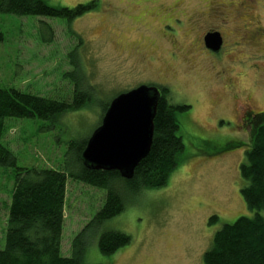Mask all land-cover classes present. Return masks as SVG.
<instances>
[{
  "label": "rangeland",
  "instance_id": "rangeland-1",
  "mask_svg": "<svg viewBox=\"0 0 264 264\" xmlns=\"http://www.w3.org/2000/svg\"><path fill=\"white\" fill-rule=\"evenodd\" d=\"M54 8L85 6L68 21L0 14V89L72 100L75 78L90 104L56 121L7 119L3 144L19 169H61L101 125L106 106L141 85L170 91L184 151L167 186L126 198L125 210L87 233L82 264H204L214 235L226 223L252 217L241 197L240 175L250 141L248 112L264 113V0H45ZM225 39L211 55L209 31ZM78 62L79 71L71 64ZM76 80V81H78ZM237 141L240 148L222 152ZM0 167V249L6 245L15 178ZM106 192L68 180L63 257L102 208ZM218 221L209 224L210 218ZM105 232L130 237L129 245L103 257ZM90 242V243H89Z\"/></svg>",
  "mask_w": 264,
  "mask_h": 264
},
{
  "label": "trees",
  "instance_id": "trees-1",
  "mask_svg": "<svg viewBox=\"0 0 264 264\" xmlns=\"http://www.w3.org/2000/svg\"><path fill=\"white\" fill-rule=\"evenodd\" d=\"M85 9V6L54 8L45 0H0V14L19 17L72 21ZM71 64L79 71L78 62ZM76 80L69 101L43 98L15 88L0 89V167L15 169L6 245L4 250L0 249V264H82L88 246L83 243L86 234L93 238L106 221L119 216L125 210L126 198L138 197L143 190L167 186L178 166V156L185 146L176 113L186 112L190 107L171 105L170 91L160 87L163 93L154 119L153 143L132 179L121 178L117 171L87 169L81 156L88 140L76 148L72 158L68 152L76 145H70L66 153L69 163L61 164V169L16 168V157L3 144L5 121L11 118L56 121L65 113L86 107L91 96ZM248 125L250 141L242 144L247 151L240 166L241 178L246 183L241 197L253 216L224 224L214 235L211 249L203 255L204 264H264V113L254 115ZM238 144L237 141L227 144L221 153L240 148ZM69 179L104 190L106 195L102 208L74 238L73 256L67 258L61 253V243ZM217 221L218 217L213 216L209 224ZM130 242L126 234L105 232L99 237L98 250L103 257H111Z\"/></svg>",
  "mask_w": 264,
  "mask_h": 264
},
{
  "label": "water",
  "instance_id": "water-1",
  "mask_svg": "<svg viewBox=\"0 0 264 264\" xmlns=\"http://www.w3.org/2000/svg\"><path fill=\"white\" fill-rule=\"evenodd\" d=\"M204 42L214 53L223 45L219 32L207 34ZM160 98L159 89L147 85L114 98L87 142L81 156L83 165L93 171H117L121 178L132 179L150 152Z\"/></svg>",
  "mask_w": 264,
  "mask_h": 264
},
{
  "label": "flooded vegetation",
  "instance_id": "flooded-vegetation-1",
  "mask_svg": "<svg viewBox=\"0 0 264 264\" xmlns=\"http://www.w3.org/2000/svg\"><path fill=\"white\" fill-rule=\"evenodd\" d=\"M211 32H219V31H213V30H212V31L207 32V33L203 36V39H202L204 45H205L204 39H205L206 35L209 34V33H211ZM219 33L221 34L222 39H223V45H222V48H221V50H220L218 53H214V52H212V51H210L209 49L206 48L207 51L209 52V54H211V55H217V54H220L221 52H223V49H224V47H225V39H224V36H223V34H222L221 32H219ZM205 47H206V46H205ZM151 86H155V85H151ZM155 87H157V88L159 89V91H160V93H161V95H162L163 92H162L161 88H160L159 86H155ZM254 115H255L254 113H252V112H248L247 115H246V118H244V121L241 122L240 127L242 128V126H247V125L249 124L250 119H251Z\"/></svg>",
  "mask_w": 264,
  "mask_h": 264
}]
</instances>
